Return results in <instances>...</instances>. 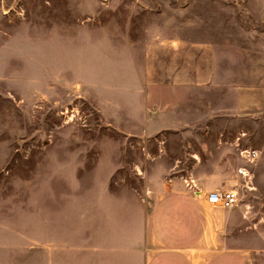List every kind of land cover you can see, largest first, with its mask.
Listing matches in <instances>:
<instances>
[{
  "label": "rangeland",
  "instance_id": "374dc122",
  "mask_svg": "<svg viewBox=\"0 0 264 264\" xmlns=\"http://www.w3.org/2000/svg\"><path fill=\"white\" fill-rule=\"evenodd\" d=\"M170 37L212 46L209 85L149 93ZM241 87L264 88V0H0V264H91L128 200L214 168L240 196L229 245L264 264V109Z\"/></svg>",
  "mask_w": 264,
  "mask_h": 264
},
{
  "label": "crops",
  "instance_id": "0c3cea01",
  "mask_svg": "<svg viewBox=\"0 0 264 264\" xmlns=\"http://www.w3.org/2000/svg\"><path fill=\"white\" fill-rule=\"evenodd\" d=\"M215 66L210 44L163 39L147 48L148 91L160 95L162 90L209 85ZM238 90L241 110L264 109V88ZM209 174V181L196 173L191 181L150 187L151 194L139 203L128 200L125 231L109 235L104 247H93L91 264H256L248 250L229 245V212L234 207L213 206L196 193L229 189L223 184L222 169Z\"/></svg>",
  "mask_w": 264,
  "mask_h": 264
},
{
  "label": "built area",
  "instance_id": "2783aa9c",
  "mask_svg": "<svg viewBox=\"0 0 264 264\" xmlns=\"http://www.w3.org/2000/svg\"><path fill=\"white\" fill-rule=\"evenodd\" d=\"M242 155L247 162H253L258 157V151L255 149L245 150ZM238 173L240 175L247 176L249 174V170L245 166H240L238 168ZM196 193L199 196L204 195L209 204L223 208L236 207L240 201L239 192L235 188L215 189L207 192L197 189Z\"/></svg>",
  "mask_w": 264,
  "mask_h": 264
}]
</instances>
